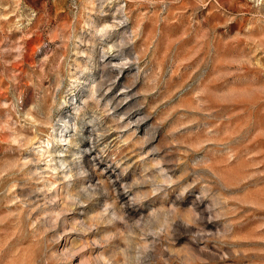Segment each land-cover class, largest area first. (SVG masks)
Here are the masks:
<instances>
[{
    "label": "rangeland",
    "instance_id": "obj_1",
    "mask_svg": "<svg viewBox=\"0 0 264 264\" xmlns=\"http://www.w3.org/2000/svg\"><path fill=\"white\" fill-rule=\"evenodd\" d=\"M0 264H264V0H0Z\"/></svg>",
    "mask_w": 264,
    "mask_h": 264
}]
</instances>
